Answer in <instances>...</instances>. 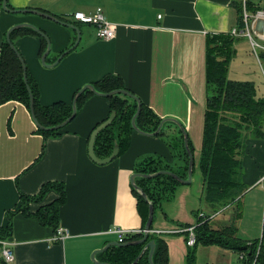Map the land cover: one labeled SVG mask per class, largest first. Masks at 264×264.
Masks as SVG:
<instances>
[{
  "label": "crops",
  "instance_id": "obj_1",
  "mask_svg": "<svg viewBox=\"0 0 264 264\" xmlns=\"http://www.w3.org/2000/svg\"><path fill=\"white\" fill-rule=\"evenodd\" d=\"M6 1L9 9L40 10L54 14L56 18H64L67 20L65 23L80 29L78 46L52 67H43L40 61L38 52L42 42L39 36L25 34L13 40L25 69L37 84L41 105H51L56 101L70 105L72 94L84 84L92 85L103 76L113 74L159 119L170 117L184 127L193 150L192 182L174 186L171 199L158 202L150 231L196 227L199 220L197 214H212V209L202 202V176L197 162L206 98L204 48L206 34H226L236 25L239 13L233 6L235 2ZM1 2L0 51L8 28L25 23L40 29L49 41L48 64L73 45L75 33L70 27L41 15L7 13L2 10ZM96 7L103 11L107 22L115 25L114 37L109 41L95 39L94 27L83 28L81 24H84H79L71 16L75 12L92 15ZM237 45H234L236 54L229 62L227 77L234 81H250L242 80L247 77V72L239 61ZM108 104V99L104 97L87 95L63 133L55 138H45L37 131L30 112L22 103L16 100L0 103V229L12 212L9 220L12 232L5 238L13 255L11 264H93L91 255L94 251L107 243L117 242V236L111 231L119 228L137 233L142 230L141 214L128 179L129 174L135 172L137 163L152 158L176 169L181 166L179 135L177 128L174 125L175 129L171 127L172 123L163 126L164 132L160 137L131 134L127 146L114 160L105 165L92 163L86 151L88 135L108 117ZM46 182H61L64 185L65 202L57 209V224L63 227L67 236L61 241L52 238L56 229L49 224H40L34 216L39 207L58 198L56 193H46L40 202L31 201L27 206L28 214L15 211L21 205L20 195L35 196ZM260 183L264 188V176L253 179L243 193L240 199L242 209L236 223L243 221L246 212L243 198ZM263 201L264 195L253 212L248 207L247 232L240 235L237 232L238 237L253 240L260 236ZM228 215L215 222L213 217V228L227 225L231 219ZM155 235L165 242L167 264H185L184 257L191 248L185 245L186 233ZM194 251L196 264H200L198 260L203 264L240 262L239 255L232 249L217 245H197ZM111 253L109 247L97 254L94 260L109 263Z\"/></svg>",
  "mask_w": 264,
  "mask_h": 264
},
{
  "label": "trees",
  "instance_id": "obj_2",
  "mask_svg": "<svg viewBox=\"0 0 264 264\" xmlns=\"http://www.w3.org/2000/svg\"><path fill=\"white\" fill-rule=\"evenodd\" d=\"M238 5L236 1L233 3L240 15V6ZM239 15H237L236 19L238 26H240ZM58 19L60 22H67L64 18L59 17ZM25 34L39 36L42 43L38 56L41 57L40 55L45 50L46 43L32 29L25 27L13 30L10 35V42L13 43L15 38ZM236 42L237 38L228 35V33L206 34V45L204 48L206 54L204 59L206 98L204 101V115L202 116L204 122L201 132V151L197 160L199 173L202 176V202L212 209V213L217 212L215 217L222 215L230 207L233 212L229 213L231 217L229 223L219 228L215 227V230L211 229L214 227L213 222L206 216L207 220L198 218V225L193 228L195 242L189 248L186 257H184L185 264H196L194 249L197 245L202 244L203 246L217 245L222 248L232 249V251L241 255V258H238L240 259L239 264H264V209L262 211V224L260 225L261 232L258 238L253 240L242 239L237 236L235 228L236 220L239 218L242 209L239 202L243 193L251 185L252 179L255 180L257 176H264V95H258L253 81H234L227 77L229 62L236 54V49L234 48ZM1 43L0 103L16 100L22 103L28 111L29 98L27 97L25 84L22 81L21 63L14 54V50L4 42V39ZM26 84L29 85L32 92V112L39 126H45V128L53 127L58 122L60 123L69 117L71 103L67 105L56 101L47 106L40 104L37 84L29 75L28 70H26ZM92 85L100 93H107L112 91V89H125L120 79L113 74L103 76ZM76 92L72 94V97ZM87 95L92 94L84 91L77 99L76 111ZM106 99L109 101V114L114 110L116 117L113 118L110 126L100 130L95 136L93 152L99 158H105L111 154L110 151L114 146V142L118 144L119 153L123 152L130 135L135 133L129 121L136 111V102L129 99V97L114 94ZM160 120L141 101L140 113L134 120L137 128L145 133L153 132L159 125ZM65 127L54 131H45V129L37 128V131L45 138H55L63 133ZM163 132V129L160 130L156 136L160 137ZM178 135L181 166L176 169L173 166L162 165L158 160L146 158L137 163L135 172L150 174L157 172V170H169L173 171V174L177 177L185 179L188 157L186 150L182 147V136L179 132ZM253 144H257L259 150L254 149L255 146ZM187 146L188 149L193 151L189 141ZM248 159L254 160L253 164H256L253 170L256 172L255 174L247 171L246 164ZM136 184L142 192H145L148 202L152 204L154 209L158 207L159 201L170 200L173 187L179 185L174 178L165 175H157V177L151 179H146L145 177L136 178ZM63 190L64 185L61 182H46L35 196L20 195L21 205H18L15 211L28 214L27 206L31 201L40 202L44 199L46 193L54 192L58 198L50 204L39 207L34 216H36L40 224H49V226L57 229V209L60 204L65 202ZM131 193L134 194L137 200L136 207L141 214L143 230L148 212L146 199H143L132 189ZM12 214V212L8 214L7 222L0 229V241H5V238L9 237L12 232V226L9 221ZM142 236L141 231L139 233H131L126 236L124 242L135 241ZM149 240H154L155 242L153 257H151L152 262L154 264H167L165 242L155 234H149L147 241ZM141 248L142 245H132L123 248L110 247L112 253L108 262L109 264H131L133 258H136L142 250ZM0 249H2L1 244ZM146 257L147 251L136 263L148 264ZM0 264H5L2 256H0Z\"/></svg>",
  "mask_w": 264,
  "mask_h": 264
},
{
  "label": "water",
  "instance_id": "obj_3",
  "mask_svg": "<svg viewBox=\"0 0 264 264\" xmlns=\"http://www.w3.org/2000/svg\"><path fill=\"white\" fill-rule=\"evenodd\" d=\"M1 7L2 10L7 12V13H13V14H24V13H29V14H34V15H41V17H44L48 20L54 21L55 23L62 25L64 27H70L71 30L74 31L75 33V38H74V43L73 45L69 46V48L67 50H64L62 53L59 54L58 58H56L54 60L53 63L48 64L46 63V57H47V53L50 50V43L49 41H47V38L45 37L44 33H42V31L40 29H37L27 23L25 24H15V25H11V27L8 28V30L6 31L5 37H4V42L8 44V46L14 50V54L16 55V57H18L21 65V70L23 72V83L25 84L26 90H27V97L29 98V106H28V111L31 114V118H32V122L34 124V126H36L37 128L43 130L45 129V131H54L57 130L58 128L61 129L64 126H66V124L76 116V103H77V99L80 97V95L84 92L87 91L89 93H91L92 95H96V96H101L104 98H108L110 96H112V94L114 95H121L124 97H129V99L135 101V108L136 111L134 113V115L130 118L129 123H131V127L133 129V132H135L138 135H143L145 137H155L156 134H158V132L160 130H162L163 126L165 124H169L172 123V125H174L177 128V131L180 133V135L182 136L183 139V144L182 147L183 149L186 150L187 152V172H185V179L177 177L175 174H173V171H169V170H157V172L154 173H150V174H146L145 172L143 173H139V172H134V173H130L129 174V181L131 184V189L134 190L136 193H138L143 199H146V203L148 206V212L145 218V224L143 227V230H141V234L143 235L140 239H137L135 241L131 240V242H124V243H119L117 242H110L107 243L106 245H103V247L99 250H96L92 253L91 255V261L93 262V264H109L104 262H95V256L99 253H103L105 250L107 251V249L109 247H113V248H123L126 246H135V245H142V250L140 251V253L137 255L136 258H133L131 264H137L136 262L138 261L139 258H141L145 252L147 251V263L148 264H154V262H152L151 257H153V253H154V240H148V232L150 231L149 229H151V225H152V215L154 214V207L152 206V204L150 202H148V199L146 197L145 192H142V190L140 189V187L137 186L136 184V178H143L145 177L146 179H151L154 177H157V175H165V176H169L174 178V180L176 182H178L181 185H185V184H191L192 182V172L194 170V162H193V154L192 151L190 149H188L187 143H188V136L186 135L185 131H184V127H182L177 121L169 118H164L161 119L159 122V125L156 127L155 131L153 132H149V133H145L143 132V130H139L134 122L135 118H137V116L140 113V103L141 100H139L134 94L130 93L127 89H112V91H109L107 93H100L97 92V90L94 88L93 85L91 84H84L83 87H81L73 96V99L71 101V105H70V115L67 119L63 120L62 122H58L57 125L53 126V127H49V128H45V126H39L37 124V120L35 119L33 112H32V107H33V98L31 96V90L28 84H26V70H25V63L22 59V57L19 55V53L17 52L16 47L14 46V44L12 42H10V35L11 32L14 30H18L20 28H29L32 29L35 33H37L38 35H40L43 39V41H45L46 43V48L45 50H43V52L41 53V57H40V61L43 65V67H52L54 66L55 63H58L61 58L63 56H65L66 53H68V51H72L73 49H75L78 46L79 43V35H80V29L77 26H74L72 24L69 23H63L60 22V20L58 18H56L54 16V14H49V13H45V12H41L40 10L36 11V10H29L27 8L24 9H20V10H13V8H8L7 6V1L6 0H1ZM116 117V113L113 110L108 118H106L104 121L99 122V125L97 127H95V129L89 133L88 135V145L86 147V151L88 152V157L91 160L92 163L96 164V165H105L107 163H109L110 161L114 160L115 157L118 156V144L116 142H114V146L111 148V154L108 157L102 158V157H97L95 155V152H93V147H94V142H95V136L97 135V133H99L100 130H103L104 128H107L108 126H110L113 121V118Z\"/></svg>",
  "mask_w": 264,
  "mask_h": 264
},
{
  "label": "built area",
  "instance_id": "obj_4",
  "mask_svg": "<svg viewBox=\"0 0 264 264\" xmlns=\"http://www.w3.org/2000/svg\"><path fill=\"white\" fill-rule=\"evenodd\" d=\"M236 1L241 6V11L239 15L240 27L236 24L230 30L227 31L228 35L234 38H243L247 43L248 47L251 49L253 55V61L259 67L260 75L263 77L264 82V2L263 6L260 8H253L248 12L247 10V1L248 0H232ZM94 13L92 15H86L84 12H75L71 16L72 18L78 22L79 24L83 23L84 25H91L95 28V39L109 41L114 37L115 34V25L111 24V22H107L103 11L100 8H95ZM240 28L238 31V27ZM203 212L197 214V219H206ZM217 212L208 214L206 217L211 220L215 217ZM193 228L195 227H187L180 229H173L171 231H149V234H163L165 232H175V233H186V243L185 245L188 247H192L195 242V235L193 233ZM117 236V241L119 243H124V240L127 235L134 232L124 231L122 229H114L111 231ZM140 231H137L139 233ZM67 236L66 231L63 227H58L56 232L53 235V239L55 241H61L65 239ZM2 245V249H0V254L5 262V264H11L13 262V255L9 250V244L7 241H0ZM241 258V255H239ZM255 264V263H253Z\"/></svg>",
  "mask_w": 264,
  "mask_h": 264
},
{
  "label": "rangeland",
  "instance_id": "obj_5",
  "mask_svg": "<svg viewBox=\"0 0 264 264\" xmlns=\"http://www.w3.org/2000/svg\"><path fill=\"white\" fill-rule=\"evenodd\" d=\"M263 2H264V0H248L247 4H246L248 12L251 11L252 7L253 8L262 7L263 6L262 5ZM238 6H240V5H238ZM240 11H241V6H240ZM81 26L83 28H85L86 26L93 27L91 25H82V24H81ZM239 27H238V31L240 29ZM237 39L240 42V43L239 42L236 43V44H238L237 45V49H238V54L237 55L240 58L239 61H241L243 63V67L245 68V71L247 72V75H246L247 77H243L242 80H245V79L246 80H250V81L253 80L254 84H255L254 87L257 90L258 95L263 96L264 95L263 77L260 75V72H259L260 70H259L258 65L256 64V62L253 61V58H252L253 55H252L251 49L248 47V43L244 42L245 40L243 38L237 37ZM250 55H252V56H250ZM171 127L175 129V127L172 124H171ZM254 146H255L254 149L259 150V146H257V144L254 145ZM253 163H254V160L248 159V162H247L246 166H247V169H248L247 171H250L252 174H255L256 172H254L253 170L256 167V164L254 165ZM262 187H263V185H262V183H260L259 187L258 186L254 187L253 191L250 192L246 196V198H243L244 208H245L246 212H244V214H243V221H240L239 223H236V225H235L236 231L238 232L239 235L240 234H244L245 232H247L246 229H247L248 222H249V220H248L249 217L247 216L248 207H250L251 211L253 212L254 207L258 208V205H260V203H261L260 202L261 198L264 195V188H262ZM239 203L242 206V203L241 202H239ZM260 209H261V207H260ZM230 212L231 213L233 212L231 207L229 208V210H227L222 215H220L218 217H215V219L213 221L214 222H215V220L219 221L220 218H222L224 215L225 216L228 215ZM255 226H253V228H252L254 231H256L255 230ZM237 228H238V230H237ZM211 229L215 230L214 228H211ZM198 261H199L200 264H203L201 260H198Z\"/></svg>",
  "mask_w": 264,
  "mask_h": 264
}]
</instances>
